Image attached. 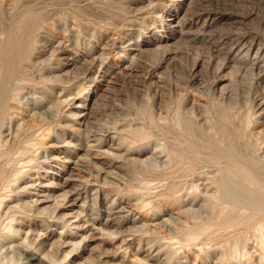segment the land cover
<instances>
[{
    "label": "bare ground",
    "instance_id": "bare-ground-1",
    "mask_svg": "<svg viewBox=\"0 0 264 264\" xmlns=\"http://www.w3.org/2000/svg\"><path fill=\"white\" fill-rule=\"evenodd\" d=\"M13 6L7 17L0 16V264H73L76 261L78 264H118L116 252L106 248L110 244L107 239L113 241L127 233L131 237L133 233H143L144 228L140 218L121 203L108 201V196L163 188L166 185H160L161 180L175 177L170 169L182 164L187 166L181 177H193L199 169L196 181L202 182L188 185L178 196H174L177 186H168L169 192L163 196L171 208L164 210L159 218L155 216L158 225L170 231L176 224L191 223V231L184 238L187 249L197 253L200 259L205 256L210 264H264V88L253 100L254 123L245 128L222 121L213 123L204 106L187 97L174 109L171 120L163 116L168 111L162 105H158L159 112L152 107L144 113L141 110L144 104H140L133 110L136 112L133 118L120 105L99 110L96 107V110L95 91L89 94L88 102L79 100L77 105H72L78 96L69 94L72 89L61 86L71 69L80 65L86 81L112 79L115 70L105 65L101 56L104 53L95 57L94 49L78 59L71 57L67 46L50 34L47 15L28 7L19 8L17 4ZM203 17V13H194L190 19L176 24L182 38L209 48L212 62L216 63L215 72L221 75L214 83L216 88L213 85L215 90L211 91L214 100L220 103L230 96L224 71L231 64L236 65L237 73L250 74L259 88L264 87V38L254 32L211 33L215 21H210L207 13ZM165 18L170 24L177 21L173 12ZM118 21L122 25L118 24L121 35L131 41L137 20ZM62 23L54 21V27L69 33L67 22ZM159 27L166 26L161 23ZM72 29L70 33H74ZM122 39L111 42L119 44L120 53L127 55L125 49L132 45L124 48ZM150 44L136 45V51L142 53ZM252 51L255 58L248 61L246 58ZM48 53L54 59H45ZM53 61H58L60 67L54 66ZM194 66L200 68L196 61ZM37 71V91L40 90L50 106L39 103L37 98L39 102L31 100L26 92ZM185 83V89H191L200 79L190 73ZM195 91L202 95L199 90ZM21 106L33 113L37 128L26 126L15 116L13 110ZM122 115L123 121H103L106 117ZM52 128L61 131L57 137L59 154L74 149L73 153L69 151L70 156L77 160L68 159L66 163L76 166L77 172H68L66 167L54 164L56 158L42 147L39 136ZM109 131L114 132L112 139L106 137ZM115 136L119 138L115 140ZM106 170L114 171L116 177H103ZM84 174L93 175L98 182L101 180L107 190L104 192L98 185H92ZM155 181L159 185L152 184ZM161 196L156 192L152 197ZM144 198L138 202L141 209H148L154 201L149 200L150 196L145 198V203ZM216 222L236 227L238 232L218 238L210 232V226ZM52 227H61L64 231L58 233ZM70 229L80 230L79 241L67 232ZM94 232L106 235V239L100 238L97 243L99 239ZM218 240H225L226 244ZM146 243V264L191 263L172 247V240ZM139 253L142 251L136 254Z\"/></svg>",
    "mask_w": 264,
    "mask_h": 264
},
{
    "label": "rangeland",
    "instance_id": "rangeland-1",
    "mask_svg": "<svg viewBox=\"0 0 264 264\" xmlns=\"http://www.w3.org/2000/svg\"><path fill=\"white\" fill-rule=\"evenodd\" d=\"M20 1L21 0H0V16L6 15L7 17V15L13 10V5L16 4L19 6V8L28 7L27 9L39 12L42 15L45 14V16H48V27L49 29H52L50 30V34L57 37L58 40H60L64 43L65 46H67V48L70 50L71 57L78 59L85 52H88V50L90 51V49H94L95 52L93 53L95 54V57L96 55L100 56L102 53H104L101 56L105 59V65L115 70L116 74L112 79L103 78L97 79L95 81H86L83 80L84 75L80 72V65H78L76 69H71L70 73L65 74V76L67 77H64V81H66L67 84L64 83L61 86L64 88L67 87L68 89H72L73 91L71 90L69 94L76 93V95L78 96V99L74 101L72 105H77L79 103V100H86V102H88L89 94L95 91L97 101L93 106L94 108L97 107L98 110L105 106L120 105L121 107L128 109L130 111L129 118H133L134 114H136V112L134 111H136V109L140 107V104H144V108L141 109L144 111V113L146 111L145 109H150L152 107L155 111L159 112L158 108L162 105L166 107V110L168 111L163 112L162 114L165 117L168 116L167 118L169 119L170 116L173 117L176 111L174 109L178 107L180 101L187 97L191 102H197L198 104L204 106V109L208 113L213 123L222 121L230 125L232 124L233 126L241 125L244 128L246 126H249V124H252L254 120L252 112L254 107L253 100L255 99L254 97L259 94V91H261L264 87L261 86L259 88L256 80H254V78H252L250 74H247L245 72L237 73L234 70V67L236 65L231 64L230 68L224 71V74L226 75V81H224L226 87L229 89L230 96L228 95L229 97L226 101L217 103V100H214L215 96L212 95L211 91L215 90L212 89L213 85L214 88H216L214 83L221 75L215 72L216 63L212 62V54L207 45L200 43H194L193 45V43L191 44L186 39L182 38L180 36V29L177 25V22L184 19H190L191 16L194 15V13H203L205 16L203 18L205 19L207 13V15L209 14V20L215 21L213 28L210 29L211 33H228L229 31V33L232 34H242L247 32H254V34L257 33L264 38V0ZM129 9L133 10L129 12ZM169 12H173L177 16V21L173 24H170L168 18H165L167 16V13ZM50 16H52L53 18ZM124 18L128 20H137L138 25L137 27H135V33L133 34V39L131 41L130 38H125L124 36H122L121 31L119 30V27L122 25L119 23L120 21L117 22V20H123ZM203 18L202 21L204 20ZM3 20L8 21V18H3ZM58 20L64 23L67 22V29L69 33L66 31L62 32V29L57 30V27H54V21ZM161 23L165 24L166 27L164 29H161L159 27ZM71 28H74L72 29L74 33H70ZM195 30L196 29H193L192 31L195 33ZM122 37L124 48L132 45L125 49L127 55H125L124 53H120L121 50H119V44H113L111 42ZM198 37H202L201 34H199ZM145 42H150L152 44L144 47L142 53H138L136 51V45H142ZM254 58V52L252 51L246 59L248 61H253ZM45 59L50 60L54 58L52 57V54L48 53ZM195 61L200 64V68L194 66ZM56 62L58 63V61H55L54 66L60 67L61 64L58 63L59 66H57L58 64ZM190 73L197 74L198 78L200 79V83L192 86L191 89H185V82L189 78ZM231 73H234V75H231ZM239 73H241V75ZM38 75V71L36 72V74L34 72L33 77L36 81L34 80L27 84L26 92L29 94L31 100H39L40 102H37L42 103L45 106H50L49 102L46 101L47 99L45 98V96L40 93V90L37 91ZM27 89H31V92L30 90L28 92ZM195 89L202 92V95L198 94ZM228 104L230 106H228ZM13 111L15 113V116L19 118V120H21L24 124H26V126L31 128L38 127L37 120H35V118L33 117V113L31 114L30 110L28 111L27 109H25V106H21L20 108L14 109ZM229 117H231V120L229 119ZM114 119H120L121 121H123V119H125V116H113L112 118L106 117L103 119V121L112 122ZM224 119L226 121H224ZM169 120H171V118ZM56 129L57 128H52L49 133L45 132L42 134V136H39V140L43 144L42 147L49 151V153L53 154V157L56 158L54 164L66 167V171L68 172H77L78 168L76 166L66 163L68 159L72 161L77 160L70 156V152L73 153L74 149L71 148L70 150H67L62 154H59L57 152V149L59 147L57 137H60L61 131ZM113 136V131H109L106 135L108 139H112ZM118 138L119 136H115V140ZM185 166H187V164H182V167L181 165L172 167L170 170H172L171 172H173L174 175L181 177L180 174H182ZM214 172L216 173V171ZM214 172L213 174H215ZM199 173L200 172L198 169L193 177L180 178L175 176L169 179H167L168 177H166L165 179L163 178L164 182L163 180H161L162 183H159L160 185L163 183V185H166L163 188H158L155 190L139 189L141 192L138 190L133 195L124 194L116 196L112 193L108 196V201L111 202L115 200L116 203H121L128 212L133 213L136 218H140L141 224L144 228L143 233L142 231L136 232L135 234L133 233L131 237L127 236L129 235L127 233L126 235L124 234V236H117L113 241H109V239H107L108 241L106 240L107 242H110V244L106 245V248H111L112 252H116L118 256L116 263L146 264L145 261L147 260V258L145 256V252L148 248L146 245L147 241H156L161 244L162 242H168L172 240V243L174 242L172 247L176 249L179 255L186 259H189L191 262L190 264H210V262L208 263V261L206 260L205 256H200V259L199 256L196 255L197 253H195L194 251L191 252L187 249L188 247L186 246V244L188 242L185 240V237L191 229L189 227L191 223L183 224L180 226L176 224V227L174 226L172 230L168 231L161 225H158V221L154 220L155 216L159 218L164 210H170L171 208L170 205L166 202V196H163L166 195L167 192H169L168 186H177L175 188L177 190H174V196H178L183 189L189 188L188 185L202 182L196 181ZM84 175H86L87 179H90V181L93 182L92 185H98V187H100L104 192L107 190L106 186H102L103 184L101 180L100 182H98V180L93 175ZM105 176L116 177V173H114V171L112 170H106L103 172V177ZM152 184L156 185L158 184V181H155ZM134 186L136 188V185ZM122 187L126 189V187H124L123 185ZM142 190L144 193L142 192ZM153 191L154 194H152ZM156 192L157 194H162V196L159 198L152 197ZM83 196L85 197V194H83ZM143 196L145 198L147 197V199L151 196L149 200L152 202L154 201L153 203H151L150 208L148 209H141V205L138 202V199L143 198ZM147 199L144 200L145 203H147ZM82 201L83 199L79 200V204H82ZM155 207L158 208L156 209ZM86 226H88V224ZM213 226L214 229H212ZM177 227L179 228V230ZM229 227L232 230L234 229V231L230 232L232 230ZM52 228L55 232L58 233L64 231L61 227ZM236 230V227H233L231 225L229 226L228 224H223L221 222H216L214 223V225L210 226V232L214 233V235H216L218 238L219 236L221 237L222 234L223 236H227V233L228 235H234L238 232ZM78 231L70 229L67 232L73 233V238L76 241H79L81 237ZM217 232L219 233L216 234ZM94 234L99 239L96 241L97 243L101 241L100 238L106 239V235H101L95 232ZM123 237H126V239H124V243H122ZM175 239H177V242ZM181 239L182 241H180ZM218 241L219 243L223 242V244H226L225 240ZM125 242L128 243L126 244ZM139 243H141L140 247ZM137 251H142V253L136 254ZM77 262L79 261H76L73 264H78ZM150 263L152 262L150 261Z\"/></svg>",
    "mask_w": 264,
    "mask_h": 264
}]
</instances>
